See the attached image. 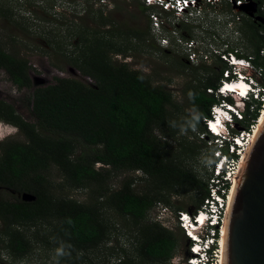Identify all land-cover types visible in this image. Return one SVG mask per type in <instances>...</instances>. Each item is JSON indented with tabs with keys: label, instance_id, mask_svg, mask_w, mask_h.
Masks as SVG:
<instances>
[{
	"label": "trees",
	"instance_id": "trees-1",
	"mask_svg": "<svg viewBox=\"0 0 264 264\" xmlns=\"http://www.w3.org/2000/svg\"><path fill=\"white\" fill-rule=\"evenodd\" d=\"M133 1L142 15L152 9ZM256 2L260 21L244 16L238 27L254 56L233 48L222 54L252 57L254 68L264 74V0ZM59 16L37 19L49 23L36 29L48 51L25 45L11 31L7 42H0V71L19 91H29L30 110L26 120L0 100V121L16 126L23 137L0 143V187L15 194L12 200H0V257L6 252L13 261H23L42 250L55 254L51 264H169L185 237L149 216L157 203L171 207L172 194L193 192L200 196L195 209L203 204L207 182L191 161L204 145L183 133L202 130L203 119L218 102L207 91L218 89L223 72L179 60L195 74L182 91L185 100L178 102L166 85L155 84L153 76L114 60V55L129 57L130 51L149 47L145 45L149 25L141 31L92 7L78 15L80 24L64 13ZM0 19L20 29L19 19L6 4H0ZM92 21L96 27L90 26ZM73 38L78 42L73 44ZM22 46L69 64L93 84L63 77L34 84L30 63L19 53ZM217 59L222 63L220 56ZM199 70L208 76L198 74ZM256 107L254 117L261 103ZM52 169L59 173L60 183L47 177ZM137 172L140 177L134 176ZM121 176L125 177L115 187ZM66 190L82 191L87 199L76 201L65 195ZM23 193L36 200L23 201L18 197ZM108 213L128 221L135 239L114 263H97L89 256L110 239Z\"/></svg>",
	"mask_w": 264,
	"mask_h": 264
},
{
	"label": "rangeland",
	"instance_id": "rangeland-1",
	"mask_svg": "<svg viewBox=\"0 0 264 264\" xmlns=\"http://www.w3.org/2000/svg\"><path fill=\"white\" fill-rule=\"evenodd\" d=\"M139 2L143 3L142 0H139ZM0 4H6V7L12 11L14 17L20 21L19 29L18 27L8 25L7 21L0 19V42H7L10 34L9 31H11L12 34L10 35L16 37L17 40H23L25 45L36 46L45 51H48V46L46 42L38 37L36 29L39 28L38 26L45 24L49 26V23L45 21L40 23L37 20L39 18H46L49 21L53 18H59V15L64 13L67 17L73 18L74 23L80 24L81 20L78 18V15H82L87 7H92L93 11L104 10V16L114 17L120 23L134 24L141 31H145L149 25V41L145 44L149 45V47L130 51L129 57L114 55V60L120 63H127L132 69L141 71L145 75L153 76L155 84L166 85L178 102L185 100L182 91L195 74L194 69L180 66L178 64L179 60L183 61L187 66L191 65L195 68L206 65L219 73L216 68L222 69L226 67L223 63H219L217 59L218 55L224 50L233 48L242 55L254 56L252 50L248 48L247 39L238 30L239 25L237 27L238 33L230 31L225 25V16L203 15L198 19H189L187 23L184 21L185 17L182 19L172 14H166L156 7L148 10L145 15H142L139 9L136 8V3L133 0H0ZM76 12L80 13L76 15ZM129 14L136 16V20H131ZM155 15L160 19L158 26H156L155 20L152 18ZM90 26L96 27L97 25L92 21L90 22ZM105 28L107 29L108 27ZM191 41H194L195 45L190 49L189 45H191ZM77 42L78 40L73 38V44ZM133 42L138 43L136 41ZM187 42L189 43L188 45ZM18 49L20 56L29 61L30 75L36 85L52 83L54 77L77 79L89 85L93 84L92 80L90 81L87 77L81 75L79 71L69 64L57 61L49 55L41 54V50L30 51L31 47L29 46L26 48L22 46ZM195 51L199 54H208L212 57L213 61H209L206 64L191 62L189 54ZM261 55L264 56V51ZM198 74L205 77L208 76L202 70H199ZM249 74L258 81L260 86H264L263 72L254 69ZM28 94V90L19 91L11 84L6 74L0 71V100L14 107L17 114L26 120L30 118V110L27 103ZM0 122L5 125L9 124L4 123V121ZM8 126L11 129H7L3 125L6 134L4 136L0 134L1 142L7 139L23 138L18 128L13 127V129L12 126ZM194 130L183 134L189 137L194 133ZM200 152L196 160H192L191 163L199 175L204 180H207L208 169L205 162L208 150L203 148ZM98 167L96 166V168ZM125 176L119 177L114 182L115 187H119L120 181ZM134 176L140 177V174H135ZM47 177L51 182H61L60 175L55 169H52L47 174ZM65 195L79 202H85L87 199L85 193L82 191L66 190ZM13 196L15 194L10 190L1 188L0 199L12 200ZM18 197L21 199V194ZM199 198L200 196L193 192L179 197L172 194L169 196L171 207L162 202L157 203L155 207L161 205L170 208L172 211H175L178 207H182L185 211H192L196 208L195 201ZM155 207L149 216V220L152 222H156L154 216ZM107 218L109 219L111 229L110 239L103 247L94 251L89 256L97 263H114L119 255H121L122 249L128 251L131 249V245L135 239V234L128 221H124L114 213H108ZM177 233L183 235L180 231ZM187 246V239L181 237L176 255L183 256L187 252ZM0 258L3 261L0 264H51L55 260V254L53 252L46 253L42 250H37L27 259L15 262L6 252H2Z\"/></svg>",
	"mask_w": 264,
	"mask_h": 264
},
{
	"label": "built area",
	"instance_id": "built-area-1",
	"mask_svg": "<svg viewBox=\"0 0 264 264\" xmlns=\"http://www.w3.org/2000/svg\"><path fill=\"white\" fill-rule=\"evenodd\" d=\"M142 2L147 7L160 8L162 12H168L175 17L182 19L185 17L184 21L187 23L189 19H198L203 15L225 16L226 27L234 33H238L237 27L241 25L244 16L252 18L255 23L260 21L256 0H142ZM152 18L158 26L159 17L155 15ZM194 45V41H191L189 48H193ZM218 56L226 66L222 69L216 68L219 73L223 72V79L216 91H207L214 93L218 102L211 107L210 115L203 119L202 130H194L189 136L190 140L203 143L204 149L208 150L205 162L208 169L206 180L208 193L198 209L177 212L157 205L154 211L156 223L169 231H181L188 241L187 252L183 256L174 255L169 264H223L226 224L233 192L260 130L264 110V86H260L249 74L255 69L252 57L239 58L233 53H220ZM189 59L193 63L203 64L213 61L208 54H199L196 51L189 54ZM225 73L228 75L225 76ZM234 82H243L246 85L248 89L244 95L226 88L228 83ZM228 99L233 102H229ZM253 103H261L257 117L253 116L257 108ZM212 126L216 131L212 130ZM209 158L212 160L211 164L207 162Z\"/></svg>",
	"mask_w": 264,
	"mask_h": 264
},
{
	"label": "water",
	"instance_id": "water-1",
	"mask_svg": "<svg viewBox=\"0 0 264 264\" xmlns=\"http://www.w3.org/2000/svg\"><path fill=\"white\" fill-rule=\"evenodd\" d=\"M21 199L34 202L36 197L23 193ZM223 264H264V123L244 163L229 208Z\"/></svg>",
	"mask_w": 264,
	"mask_h": 264
},
{
	"label": "bare ground",
	"instance_id": "bare-ground-1",
	"mask_svg": "<svg viewBox=\"0 0 264 264\" xmlns=\"http://www.w3.org/2000/svg\"><path fill=\"white\" fill-rule=\"evenodd\" d=\"M241 86H244V87H241ZM226 88L231 89V90H236L239 93H241V91H243L244 94L246 93V90L248 89L243 82H234L232 84L228 83ZM263 123H264V110H263L261 121H260V127L263 125ZM233 194H234V192H233Z\"/></svg>",
	"mask_w": 264,
	"mask_h": 264
},
{
	"label": "clouds",
	"instance_id": "clouds-1",
	"mask_svg": "<svg viewBox=\"0 0 264 264\" xmlns=\"http://www.w3.org/2000/svg\"><path fill=\"white\" fill-rule=\"evenodd\" d=\"M5 123V122H4ZM6 124H8V123H6ZM3 125L5 126V127H7V129H11V128H9V126L8 125H10V126H12V128L13 127H15V128H17L16 126H14V125H11V124H8V125H5V124H2L1 122H0V134L2 135V136H4L6 133H5V130L3 129ZM14 129V128H13ZM11 134V133H10ZM10 134H8V135H10ZM4 140V139H3ZM2 140H0V142H1ZM209 164H211L212 163V160H211V158H209L208 159V161H207Z\"/></svg>",
	"mask_w": 264,
	"mask_h": 264
},
{
	"label": "snow or ice",
	"instance_id": "snow-or-ice-1",
	"mask_svg": "<svg viewBox=\"0 0 264 264\" xmlns=\"http://www.w3.org/2000/svg\"><path fill=\"white\" fill-rule=\"evenodd\" d=\"M225 76H227L228 75V73H225L224 74ZM241 87H244V86H241ZM241 95H244V92L243 91H241V93H240ZM212 130L213 131H216V128L214 127V126H212Z\"/></svg>",
	"mask_w": 264,
	"mask_h": 264
}]
</instances>
